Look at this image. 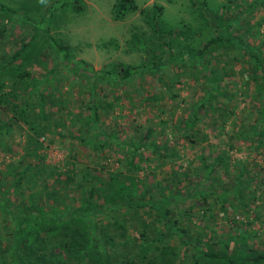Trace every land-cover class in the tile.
Segmentation results:
<instances>
[{
    "label": "rangeland",
    "instance_id": "obj_1",
    "mask_svg": "<svg viewBox=\"0 0 264 264\" xmlns=\"http://www.w3.org/2000/svg\"><path fill=\"white\" fill-rule=\"evenodd\" d=\"M132 1L136 9L123 8L125 13L114 18V7H121V0H79V10L71 9V0H0V7L4 6L0 8V94L4 95L0 101V195L5 201L18 202L16 193L3 190L13 172L26 162H30L29 170L24 172L27 175L19 189L34 174L40 177L44 173L49 182H60L66 174L78 177L85 172L83 183L99 188L97 197L106 187L115 194V189L125 186L130 187L129 198L144 195L155 200L180 194L168 207L186 209L188 215L180 217V225L204 241L225 235L232 248L239 234H248L240 222L251 220L252 240L264 244V185H252L258 182V173L264 177L263 169L256 171L257 164H264V141L257 146L255 141L235 139L240 128L247 130L260 115L255 109L261 97L254 86H261L264 94V76L253 69L246 54H239L229 43L217 49L209 47L205 64L187 57L188 50L194 53L227 20H231L228 34L253 41L264 56V0H203V6L202 0ZM153 4L161 6L156 16L158 26L171 30L170 34H160L161 39H170L169 49L144 18L143 13ZM167 51L182 57L169 60ZM152 61H162L158 69L165 80L174 79L169 90L162 88ZM121 65L137 69L120 80ZM21 68L28 72L27 86H38L33 94L23 92L16 75ZM91 86L94 91L89 93ZM216 86L218 89L213 88ZM172 91L177 94L170 97ZM152 94L157 96L151 99ZM90 96L98 129L91 125ZM18 103L23 104L21 108L15 105ZM194 112L198 118L193 127H187L186 120ZM147 126L152 132L142 139L140 131ZM110 132L119 140L138 139L147 144L133 157L141 168L129 166L126 148L112 146V137L107 136ZM217 153H222L221 160L212 166ZM242 166L257 172H246L250 181L242 190L246 195L254 192L246 206L238 204L231 186L232 174ZM49 172L51 176L45 175ZM223 189L228 194L226 205L221 207L218 192ZM119 207L116 219L124 226L123 232L109 228L117 243L125 242L129 235L138 239L131 224H138L139 218L145 217L143 213L153 234L159 233V215L150 207L140 209V217L136 206ZM6 223L7 228L13 226L12 221ZM2 224L0 253L6 245L10 248L0 264H50L47 256L53 249L52 240L63 234L67 239L80 238L84 233L83 225L67 219L57 231L43 232L38 245L29 233L28 247H23ZM121 246L128 250L137 247L135 243ZM111 249L114 260L118 252ZM162 252L172 264H186L188 255L172 235L152 243L147 252L153 258L149 264L159 263L154 253ZM55 253L51 251V259ZM64 254L59 253L55 264H74ZM90 256L84 264H101L93 251Z\"/></svg>",
    "mask_w": 264,
    "mask_h": 264
},
{
    "label": "trees",
    "instance_id": "obj_2",
    "mask_svg": "<svg viewBox=\"0 0 264 264\" xmlns=\"http://www.w3.org/2000/svg\"><path fill=\"white\" fill-rule=\"evenodd\" d=\"M123 1L120 4L114 7L113 17L120 18L125 11L124 10H134L136 9V4L133 3L132 0H121ZM126 4L124 5V2ZM204 1L202 0L200 4L203 6ZM126 6V7H125ZM71 9L79 10L80 4L79 0H71ZM4 8V6L0 7ZM123 8H125L123 10ZM161 6L157 4H153L150 9L146 10L143 15L156 35V38L164 44L167 49L170 46V39H161L160 34H170L171 30H163L157 24L156 16L159 14ZM9 10V9H8ZM152 11V12H151ZM151 12V14H150ZM228 21V23H226ZM225 23L223 22L222 27L213 35L209 36L205 42L196 49L194 53L188 50L187 57L190 61H194V63H207L205 52L209 50V47H213L217 49L220 45L229 43L232 44L233 47L237 50L239 54H246V59L253 66V69H257L264 76V56L257 45L248 39L241 38L240 36H235L233 33L228 34L227 29L231 26V20H227ZM256 25L259 24V21L255 22ZM250 27L246 26V30H249ZM64 49L67 50L66 45H62ZM213 49V50H214ZM166 58L169 60L178 59L180 60L182 56H177L172 54L170 51H167ZM17 54V53H16ZM74 61V60H73ZM79 63L85 64L84 61L78 60ZM75 62V61H74ZM78 63V62H77ZM150 63V62H149ZM204 63V64H205ZM162 64V61H152L151 65L156 66L158 69ZM142 64H139L141 66ZM138 66V67H139ZM155 68V69H156ZM137 67L133 65H121V70H118L119 79L123 80L127 77L129 73L135 71ZM139 69V68H138ZM162 71V70H160ZM106 72V71H105ZM163 72V71H162ZM162 72L154 71L157 75V78L160 79L162 84V88L169 90V85L172 84L174 79L165 80L163 78ZM165 72V70H164ZM27 70L19 69L16 72L18 80L21 82V86H23V92H27V94H33L34 89H37V85H33L28 87L26 84L27 78ZM167 75V74H166ZM166 81H169L166 83ZM213 81V80H212ZM216 81V80H214ZM212 86V85H211ZM214 89H218V87H213ZM255 92L257 91L258 96H260V105L256 107L257 114L259 116H255V119L252 124L249 125L247 130L240 128L239 132L236 133L235 139L239 141H255L256 145L259 146L263 144L264 141V94L262 92V87H255ZM93 90L91 86L89 88L90 91ZM94 91V90H93ZM208 92V91H207ZM177 92H170L169 96L172 97L176 95ZM230 95V94H229ZM3 94H0V101L3 100ZM157 95L152 94L151 99L155 98ZM208 98V97H207ZM24 101V100H23ZM24 103V102H23ZM204 104L203 102L200 104ZM18 108H21L23 104H15ZM88 108L92 111L90 114H93V118L91 120V125L97 127V111L96 107L93 103H91V96L88 99ZM214 110H216L217 105L213 106ZM209 106V109H213ZM22 110V113L25 112ZM208 110V109H207ZM197 114L192 113V117H189L186 120L185 125L187 127H193L197 119ZM225 118H222V122ZM221 122V121H220ZM133 129H136L134 126ZM3 131L0 126V133ZM152 132V127L147 126L145 129L140 131V137L142 139L148 137ZM248 138V136H251ZM108 137H112L109 141L112 143V146H116L118 148H126L130 158L127 160L129 166L136 170L141 168L137 161L133 160V157L137 155V149L143 151V148L146 147L147 144L143 143L140 140L134 139H123L119 140L117 136L113 132L107 135ZM106 137V138H108ZM249 139V140H248ZM36 141V139H35ZM231 143H234L231 141ZM97 145H102L97 143ZM121 150V149H118ZM156 151V149H154ZM157 155H161L162 153L155 152ZM202 154H200L201 157ZM144 158L148 157L147 155H142ZM222 153H217L216 156L213 157L212 166L216 165L221 160ZM152 159V158H151ZM30 162H26L22 166H19L16 171L13 172L11 179L8 181L6 188L3 190L5 193H16L18 197V202L15 201H5L3 196L0 195V222L3 223L1 226L10 234V237L17 236L21 241L23 247H28V239L27 235L29 233H33L34 238L33 241H36L38 245L42 242L43 232L48 231H57L56 229L67 219H74L79 222L80 225L84 227V233L80 235V238H69L67 239V234H63L58 239L53 241V249L49 250V254L47 258L50 260V264H55L59 262L57 256L59 253L64 252L68 257L73 261L74 264H84V262L91 260L90 252L93 251L100 257L101 264H149L152 256L147 253L149 251L150 246L155 240H160L162 237H166L168 235H172L177 239V243L179 247H184L185 256L188 255L186 260V264H213L218 261L216 264H263L264 263V244H259L256 241H253L252 238L255 236L254 230L250 229L251 220H246L244 222H240L245 225L248 229V234L244 236V234H239V238L236 241L232 248L229 246V241L227 237L222 235L221 238L212 239L211 242L204 241L203 238L198 237L196 235L191 234L189 230L185 228L182 224L180 225V219L182 220L183 216H187V210H179L175 209L174 206L168 207L169 203L176 202L180 196V194H176L173 196L167 195L161 197L159 199L152 200L151 197L147 198L144 195H138L139 199L136 197L129 198V186L120 187L115 190V194H113L112 189H106L103 191V194L97 197V192H99V188L96 186L85 185L83 183V178L85 176V172L79 173L78 177H72L66 174L65 178L62 181L57 182V179H53L52 181H48L46 177H44V173L42 176H37L34 174L31 177L26 179V185L23 188H18V186H23L24 181L22 180L25 177V173L29 170ZM205 166H210L206 164ZM258 169L256 171L263 169L264 164H257ZM208 168V169H209ZM254 173L256 171L246 169L243 166L240 167L233 175V184L232 191L235 192L238 201V204L241 206L248 205L250 198L254 196V192H250L248 195L243 192V186L248 185L250 179L245 178L246 172ZM254 171V172H253ZM257 173V172H256ZM254 173V175L256 174ZM264 173V171L262 172ZM33 174V173H32ZM90 174V173H89ZM259 174L258 182L252 183L253 187L258 184L264 185V177ZM51 176L49 174H45ZM39 179H42L40 182ZM231 181V182H232ZM12 185V188H9ZM59 185V186H57ZM94 187V188H93ZM98 187V186H97ZM29 192L26 193L25 190ZM111 191V192H110ZM25 193V195H23ZM220 194L221 207L226 205V195L228 191L223 189ZM73 194V195H72ZM128 194V195H127ZM131 197V196H130ZM205 198L206 196H202ZM125 205L127 208L130 206H136V215L143 213L140 209L144 206H148L152 211H155L158 216L159 221V233L153 234L154 230L150 227V221L146 214L143 213L142 219L139 218V223H132L133 227H136L138 231V239L132 238V236H127L125 238V242L117 243L113 240V232L109 231L111 227L113 230L122 229L123 232L124 226L119 224L116 219L118 216L119 206ZM236 208V206H235ZM264 210V209H263ZM172 211V214L170 212ZM264 219V218H262ZM7 221H12L13 226L11 228H7ZM235 223V222H233ZM57 227V228H56ZM42 230V231H41ZM113 233V234H112ZM124 234V233H123ZM40 239V242L37 243V240ZM129 244L135 243V250H128L126 247L124 248L121 244ZM41 247V246H40ZM129 247V246H127ZM10 245H6V247L2 248V252L0 253V260L4 259L7 256ZM110 248L111 250H117L118 255L115 257L116 259L111 260L110 257ZM183 249V248H182ZM56 251L55 254L52 255L51 259V251ZM154 253L155 259L159 260L157 264H172L171 259H168L165 255V252ZM207 260H213L214 262H210ZM44 264H46L44 262Z\"/></svg>",
    "mask_w": 264,
    "mask_h": 264
}]
</instances>
